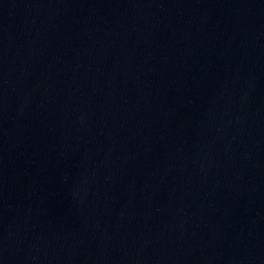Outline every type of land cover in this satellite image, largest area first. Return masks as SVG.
<instances>
[{
	"label": "water",
	"instance_id": "95a60500",
	"mask_svg": "<svg viewBox=\"0 0 264 264\" xmlns=\"http://www.w3.org/2000/svg\"><path fill=\"white\" fill-rule=\"evenodd\" d=\"M0 264H264V0H0Z\"/></svg>",
	"mask_w": 264,
	"mask_h": 264
}]
</instances>
